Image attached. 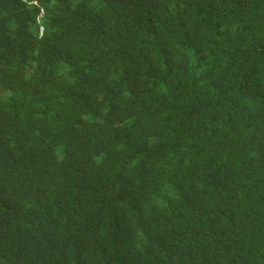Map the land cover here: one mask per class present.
<instances>
[{"label":"trees","instance_id":"obj_1","mask_svg":"<svg viewBox=\"0 0 264 264\" xmlns=\"http://www.w3.org/2000/svg\"><path fill=\"white\" fill-rule=\"evenodd\" d=\"M0 264H264V0H0Z\"/></svg>","mask_w":264,"mask_h":264}]
</instances>
